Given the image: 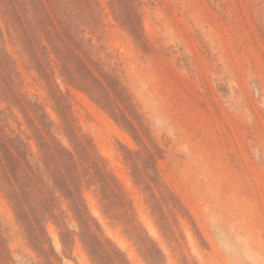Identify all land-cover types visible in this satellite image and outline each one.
I'll use <instances>...</instances> for the list:
<instances>
[{
  "label": "rangeland",
  "instance_id": "rangeland-1",
  "mask_svg": "<svg viewBox=\"0 0 264 264\" xmlns=\"http://www.w3.org/2000/svg\"><path fill=\"white\" fill-rule=\"evenodd\" d=\"M0 264H264V0H0Z\"/></svg>",
  "mask_w": 264,
  "mask_h": 264
}]
</instances>
